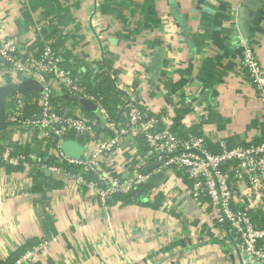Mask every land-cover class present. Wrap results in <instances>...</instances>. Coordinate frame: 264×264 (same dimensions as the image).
<instances>
[{
    "label": "crops",
    "instance_id": "0c3cea01",
    "mask_svg": "<svg viewBox=\"0 0 264 264\" xmlns=\"http://www.w3.org/2000/svg\"><path fill=\"white\" fill-rule=\"evenodd\" d=\"M51 27L89 82L104 63L125 96L182 137L202 135L212 152L220 140L264 139V105L241 63L242 41L264 68V0H0V40L36 51ZM41 146L36 138L27 145L37 157ZM51 179L58 185L24 192L18 171L0 167V264L51 235L39 264H251L192 197L182 171L151 184L149 200L163 196L156 208L103 203ZM248 195L244 185L235 190L238 209L250 207ZM250 213L264 225L262 210Z\"/></svg>",
    "mask_w": 264,
    "mask_h": 264
},
{
    "label": "built area",
    "instance_id": "2783aa9c",
    "mask_svg": "<svg viewBox=\"0 0 264 264\" xmlns=\"http://www.w3.org/2000/svg\"><path fill=\"white\" fill-rule=\"evenodd\" d=\"M241 47L242 67L264 105V68L250 45L241 41ZM63 61L51 41L27 52L15 37L0 40V85L31 78L42 86V91L15 93L6 99L8 134L6 141L0 138V157L6 165L20 167L24 192L33 186L37 170L105 203L117 194L134 191L157 172L163 171L167 180L179 170L191 181L192 197L211 209L214 225L230 236L232 247L251 264H264V225L257 226L250 213L260 209L264 218V139L246 146H229L220 140L219 151L212 152L204 136L182 137L168 123L142 110L133 95L124 96V104L117 106L122 112L115 117L104 97L83 82L80 67L72 75ZM115 85L119 89L116 81ZM64 94L88 100L94 109L88 111ZM33 138L41 141L42 156L14 153L15 144L26 148ZM136 139L145 143L144 153H139ZM65 140L84 146L83 154L69 155L62 148ZM240 185L248 188L249 208H237L234 195ZM151 192H146L145 200ZM54 239L53 235L42 239L10 264L36 262L40 251Z\"/></svg>",
    "mask_w": 264,
    "mask_h": 264
},
{
    "label": "trees",
    "instance_id": "16d2710c",
    "mask_svg": "<svg viewBox=\"0 0 264 264\" xmlns=\"http://www.w3.org/2000/svg\"><path fill=\"white\" fill-rule=\"evenodd\" d=\"M209 14L206 13L204 11V13H202V18L204 19H208ZM41 36H39L36 40V45H39V47H42V45L44 44V41H51V45L55 50H59V52L62 53V57L64 58L63 61V65L67 68L70 69V73L72 75H76L77 71L76 68L72 66V63L69 62L70 59V52L69 50H66L64 48V35L61 34L59 32L58 29L51 27V28H43L41 31ZM54 41V42H52ZM73 68V69H71ZM244 70H246L245 68H243ZM101 70V71H100ZM89 70L82 72L81 75L83 77V82L88 86V89L90 91H92L93 93H98L100 95H102L104 97V101L106 106L108 107V110L111 114L115 115V117H119V112L121 111V108H118L117 106H122L124 104V93L121 92L115 85V77L114 75H111L109 73V71H107V67L105 66V64L103 63V66H101L99 68V70L96 72V76L100 77V79L97 81V83L95 85H92L91 82H89V76H87V74ZM247 72V70H246ZM60 97V96H59ZM116 113V114H115ZM117 115V116H116ZM7 129L3 130L0 132V138L5 140L7 139ZM136 145L138 148L139 153H144L147 149L145 143L143 142L142 139H136ZM3 150V146H0V153ZM24 151L26 154H32L28 147L26 148H21L18 145H14V153L16 152H22ZM38 156H42V152L39 151V154H37ZM48 162H52L51 159L48 160ZM0 166L4 167V170L7 174L12 173V172H17V171H21L20 167H11L9 165H6L0 157ZM52 179L50 176L45 175L43 172L41 171H34V177H33V186L31 187L30 190H32V192H38L41 193L42 191H45L46 188H53V186L58 185L56 182H51ZM151 188V184L149 182H145L143 183L140 187H138L137 189H135L134 191H131L129 193L126 194H117L115 196H113L111 199L114 200H119L122 203H135V204H144L145 206H150L153 208H156L157 205L160 203L161 199H162V194L158 193L153 201L150 200H145V194L147 191H149ZM110 200V199H109ZM230 237V236H229ZM214 240L215 242H217L215 240V238L211 239ZM37 241L35 239H31V241H29V243H25L22 245L21 249H19L18 251L12 253L11 255H9L8 257L5 258L4 261L1 262V264H8L9 262H14V260L21 255L24 251L27 250V248H30L31 246H34V244ZM34 243V244H33ZM37 244V243H36ZM31 245V246H30ZM32 264H39L37 262L32 263Z\"/></svg>",
    "mask_w": 264,
    "mask_h": 264
},
{
    "label": "water",
    "instance_id": "95a60500",
    "mask_svg": "<svg viewBox=\"0 0 264 264\" xmlns=\"http://www.w3.org/2000/svg\"><path fill=\"white\" fill-rule=\"evenodd\" d=\"M29 90L42 91V86L37 81L31 78L23 79L19 83L10 82L0 85V132L7 128V123L5 118L7 97L15 93H23ZM64 96L69 98L68 95H64ZM70 99L79 101L86 110L94 109L93 104L88 100H84V99L78 100L77 97H70ZM62 148L69 155L73 157H80L84 151V146H82L80 143H78L75 140H65L62 143ZM151 168L152 166L149 167L148 170H150ZM164 177H165V173L163 171H160L151 175L148 179V182L152 185L153 184L155 185L159 181H162Z\"/></svg>",
    "mask_w": 264,
    "mask_h": 264
},
{
    "label": "rangeland",
    "instance_id": "374dc122",
    "mask_svg": "<svg viewBox=\"0 0 264 264\" xmlns=\"http://www.w3.org/2000/svg\"><path fill=\"white\" fill-rule=\"evenodd\" d=\"M52 42H54V41H52ZM37 46H39V45H37ZM143 206H145L144 204H143ZM148 207H150V206H148ZM152 208V207H151Z\"/></svg>",
    "mask_w": 264,
    "mask_h": 264
}]
</instances>
